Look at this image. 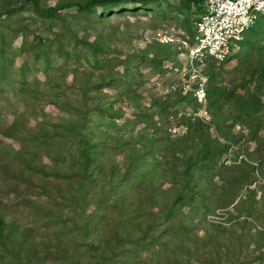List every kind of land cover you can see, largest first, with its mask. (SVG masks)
Masks as SVG:
<instances>
[{"label":"rangeland","instance_id":"374dc122","mask_svg":"<svg viewBox=\"0 0 264 264\" xmlns=\"http://www.w3.org/2000/svg\"><path fill=\"white\" fill-rule=\"evenodd\" d=\"M202 12L0 0V264H264V18L218 62Z\"/></svg>","mask_w":264,"mask_h":264},{"label":"built area","instance_id":"2783aa9c","mask_svg":"<svg viewBox=\"0 0 264 264\" xmlns=\"http://www.w3.org/2000/svg\"><path fill=\"white\" fill-rule=\"evenodd\" d=\"M262 18L264 0H205L191 54L218 62L230 59Z\"/></svg>","mask_w":264,"mask_h":264},{"label":"trees","instance_id":"16d2710c","mask_svg":"<svg viewBox=\"0 0 264 264\" xmlns=\"http://www.w3.org/2000/svg\"><path fill=\"white\" fill-rule=\"evenodd\" d=\"M26 1L32 2L34 7L37 10H39L42 14L53 16L58 11H63V10L70 9V8H77L79 11L87 12V11H90L93 8L97 7V6H100V5H116V4L121 3L122 1H125V0H89V1H87L85 3H83V4H80V3H66V4H63V5H59V6H56L54 8H48V9H45V10H42V9L40 10L39 9L38 5L35 2L36 0H26ZM138 1L146 2V1H149V0H138ZM189 1L193 5L197 6L199 9H202L205 0H189ZM259 21H258V23H259ZM69 134L73 135L74 137L79 138L78 139V142H79V144H78L79 154H80L81 157H83L85 159V161L87 163V161H89V159L91 157L90 153L88 152L91 149V146L89 145V141L85 139V137L83 136L82 132H79V131H77L75 129H71L69 131ZM208 154H209V150L206 148L204 150L203 154L200 157H197L195 160H193V161H191V162H189L187 164L186 169H185V173L188 174L189 170L194 165L199 163L200 161L206 159ZM2 225H3V221L0 218V241L2 239Z\"/></svg>","mask_w":264,"mask_h":264}]
</instances>
